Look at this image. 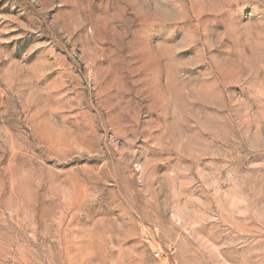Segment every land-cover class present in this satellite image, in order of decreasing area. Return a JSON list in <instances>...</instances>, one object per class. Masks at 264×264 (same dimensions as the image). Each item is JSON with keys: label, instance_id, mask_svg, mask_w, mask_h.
I'll return each mask as SVG.
<instances>
[{"label": "rangeland", "instance_id": "1", "mask_svg": "<svg viewBox=\"0 0 264 264\" xmlns=\"http://www.w3.org/2000/svg\"><path fill=\"white\" fill-rule=\"evenodd\" d=\"M0 264H264V0H0Z\"/></svg>", "mask_w": 264, "mask_h": 264}, {"label": "built area", "instance_id": "2", "mask_svg": "<svg viewBox=\"0 0 264 264\" xmlns=\"http://www.w3.org/2000/svg\"><path fill=\"white\" fill-rule=\"evenodd\" d=\"M154 256H155V257H159V254H158V253H155Z\"/></svg>", "mask_w": 264, "mask_h": 264}]
</instances>
